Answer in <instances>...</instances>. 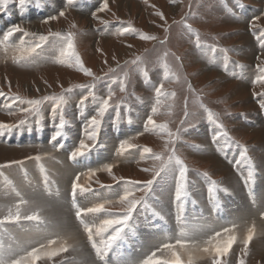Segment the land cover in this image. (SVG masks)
I'll return each instance as SVG.
<instances>
[{
	"label": "rangeland",
	"instance_id": "obj_1",
	"mask_svg": "<svg viewBox=\"0 0 264 264\" xmlns=\"http://www.w3.org/2000/svg\"><path fill=\"white\" fill-rule=\"evenodd\" d=\"M103 3L104 0H74L69 7L67 0H39V4L37 0H29L22 8L19 0H7V3L0 0V7L5 9L0 12V41H3L4 31L12 25L29 33L23 45L22 32L0 42V92L5 93L0 96V123L17 124L25 117L21 108L31 107L26 101H42L39 116L33 115L30 123L0 135V165L23 161L22 166L0 167V218L21 198L41 200L45 204L40 210L42 218L62 222L68 232L76 234L77 241L75 249L69 247L67 252L51 261L42 257L37 264H80L81 259H85L86 264H118L115 261L119 257L140 252L141 245L149 242L151 235L166 238L150 250L147 247V253L138 263L142 264L161 245L175 244L184 225H210L214 231H222L238 221L230 219L228 212L235 211L238 217L244 214L245 205L250 206L245 201L259 203L260 182L264 180V108L260 106L264 102V95H260L264 93V83L253 81L260 74L257 65H264V45L259 39L264 34V0H239V3L237 0H108V8L98 11ZM61 11L65 13L63 16L59 15ZM49 16L56 19L45 23ZM32 25L41 27L35 30ZM185 25H190L192 31L188 32ZM126 28L131 31H123ZM50 32L73 34L74 49L84 68L90 69L91 76L76 67L74 61L58 62L57 40L49 36ZM41 34L49 39L31 54L33 63L17 62L21 49L33 46ZM145 36L155 39H145ZM222 56L229 58L225 63L230 69L224 68ZM234 65L239 66L240 72H232ZM121 81L124 82L123 90ZM161 84L165 95L157 104L155 88ZM69 89L71 91H66ZM89 92L94 93L96 99L89 96ZM15 96L25 103L9 99ZM45 96L56 99L43 100ZM61 96L66 100L63 114L68 123L54 146L50 141L57 131L61 110L58 109L53 117V108ZM83 96L89 98L81 106L79 102ZM104 98L109 99L111 107L102 120L96 145L85 154L69 159L82 139L91 143L87 136V120L97 114ZM185 105L195 114L191 118L185 117ZM153 106L158 108L156 113L151 112ZM208 112L214 114V120L217 116L219 119L215 123L209 121ZM148 115H152L157 124H166L167 130L145 131ZM185 120L187 122L182 125L185 131L175 145L177 156L188 168L183 220H177L175 176L178 172L177 165L172 162L156 177L144 200L137 204L120 239L102 260L98 259L75 216L71 202L72 180L79 174L78 183L93 188L92 192L77 196L81 207L111 201L105 203L106 209L122 211L126 205L118 200L128 186L123 181L116 183L114 178L146 181L153 173L144 169H151L157 162L139 148L119 153L120 141L128 140L150 148L153 153H162L169 144L168 132L176 133ZM217 124L227 130L232 143H225L223 139L213 142ZM241 145L255 169L251 189L244 182L247 163L236 165V152ZM56 155L63 156L66 165ZM37 156L41 157L38 161L34 159ZM89 156L90 162L95 160L91 166L86 163ZM106 164H112L111 174L104 168ZM41 165L45 173H41ZM89 169L99 170L90 176ZM55 170H60L59 181L55 178L58 174ZM102 184L111 187L104 188ZM209 188L214 191L210 193ZM142 194L136 191L132 198ZM34 211L36 209L30 206L21 209L25 215ZM157 211L163 219L155 215ZM251 217L258 221L257 229L264 226L259 218L261 214ZM108 218L112 217L99 213L85 219L98 225ZM236 225L231 233L237 240L228 256L230 264H237L241 257L246 232L242 225ZM35 226V221L0 226V234L5 229L8 231L5 246H15L19 241L27 251L41 245L48 251L73 243L66 242L62 233L55 229L38 233ZM213 234L209 231L198 239L206 241L207 236ZM9 235L15 239H10ZM94 239L99 243L100 237L94 236ZM48 240H53L54 244L49 246ZM259 240L260 245L255 236L250 242L246 264H264V237ZM201 246L209 245L202 243ZM159 255L170 254L161 250ZM199 264H211V260L205 257Z\"/></svg>",
	"mask_w": 264,
	"mask_h": 264
},
{
	"label": "snow or ice",
	"instance_id": "obj_2",
	"mask_svg": "<svg viewBox=\"0 0 264 264\" xmlns=\"http://www.w3.org/2000/svg\"><path fill=\"white\" fill-rule=\"evenodd\" d=\"M29 0H19V5L23 8L26 3H28ZM5 3H7V0H5ZM237 3H239V0H237ZM37 4H39V0H37ZM74 4V0H67V6L71 7ZM243 7V5H240ZM108 8V0H104V3L102 6L98 9V11H104ZM5 9L3 7H0V12H4ZM231 11V9H229ZM65 13L61 11L59 13L60 16H63ZM93 16H96V13L92 14ZM56 19L55 16H49L45 23H47L49 20ZM161 19H163V16L161 15ZM102 23H106L103 22ZM188 32H191V26L185 25ZM168 29H166L167 31ZM123 31H131V29H124ZM22 32L23 35L20 37L21 45L26 43L24 40L25 36H28L29 33L24 32L22 28H20L17 25H12L8 27L6 31L3 33V41L0 42H6L9 40L10 37H12L14 34ZM35 35V34H32ZM50 37H53L57 40L56 47L59 51L58 56V62L59 63H68L73 62L76 67H78L81 71H83L86 75L91 76L92 73L90 69L84 68L79 55L76 53L74 49V40H73V34L68 33L67 35H62L59 32L56 33H49ZM49 36L39 35L37 40L34 42L33 46L22 48V54L19 55L16 60L17 62L24 61L25 65H31L33 63L31 59V54L36 52L38 48L41 47L42 43L47 41L49 39ZM145 39H155L154 37H143ZM260 41L262 45H264V34L260 36ZM161 43H164L161 41ZM196 43L199 45L200 40L197 39ZM139 59V58H138ZM177 60L180 59V57H176ZM259 59V57H258ZM165 76L167 77V65H165ZM258 72L260 73L254 83L260 82L264 83V65H257ZM107 75V74H106ZM145 77H147L148 73H144ZM100 79V78H98ZM163 84L157 86L155 88V94H156V101L157 104L160 102V97L162 95H165L163 91ZM124 88V82L121 81V90ZM189 88L191 86L189 85ZM66 91H71L66 90ZM173 96H175V93H172ZM264 95V93L260 94ZM0 96H5V93L0 92ZM89 96H91L93 99H96L94 93L89 92ZM89 96H83L80 99V105H84V103L88 100ZM9 99H13L15 101H19L21 104L25 103V101L21 100L19 96L11 97ZM56 99L55 97L51 96H45L43 97V100H52ZM27 104L31 105V107H23L21 108V111L25 114L24 119L20 120L17 124L9 125V124H3L0 123V135H4L7 133H10L13 129L19 128L21 125L27 124L31 122V117L33 115L39 116L40 115V104L42 103L41 100H28L26 101ZM66 103V100L63 96L59 97L57 99L56 106L53 108V117H55L56 111L59 109L61 110V115L59 119V125L57 128V131L55 132V135L52 137L51 141L55 146V141L58 137L62 135V130L66 123H68L67 120L64 118L63 114V105ZM261 108H264V102L261 103ZM111 107L110 101L108 98L102 99V102L99 103V107L97 109V114L91 116L89 120H87L88 124V132L87 136L88 139L91 141V143H85V141L82 139L79 142V146L76 147L70 154L69 159H75L86 152L89 151L90 148L96 145L99 130L102 124V120L105 116V114L108 112L109 108ZM118 107V106H117ZM201 107L203 105L201 104ZM158 111V108L156 106H153L151 108L152 113H156ZM207 111V109H205ZM184 113L186 118H191L194 116V113H191L188 111L187 105H185ZM99 117V118H98ZM208 120L215 123V120H218L219 117H215L214 120V114L211 112H208ZM187 120L181 122V126L177 128L176 133L168 132L169 136V144L166 145V151L162 153H153L152 150L148 147H143L139 145L132 144L128 142V140H121L118 148V152L121 154L127 153L129 150L134 148L141 149L143 154L151 156L157 163L154 164V166L151 169H144V171H152V177L151 179H148L146 181H136V180H124L123 178H114L116 179V183L123 181L124 184H126L128 187L123 191V194L119 197L118 203L121 205H126L125 208H123L120 212H111L108 209L105 208V203H112L111 201H105V203H97L92 207H81L77 202V196L82 195L84 193L92 192L93 188L90 186L85 187L78 183L79 180V174L75 179L72 180L71 183V196H72V205L75 208V216L77 220L80 222L81 226L83 227L84 232L87 234L88 242L91 244L92 248L94 249L96 253V257L98 259H103L105 254L108 252V250L112 247L114 242H116L118 239H120L121 234L124 231V228L128 225V221L132 215L133 210L137 206L138 203L144 200L145 194L150 191L151 186L163 170H165L166 167L169 166L170 163L174 162L177 165V172L175 176V200L177 202V220L182 221L183 220V214H184V197L187 196V186H188V168L185 166L184 162L177 156L176 154V142L180 139V134L185 131L183 128V123H186ZM157 129L160 130H167L166 124H157L156 121L153 119L152 115H148L147 120L145 121V131H156ZM213 142L219 143L221 139L225 141V143H232L231 138L228 136L227 130L224 129L222 124L216 125V131L212 137ZM238 144V142H235ZM62 147V145H61ZM240 160L236 161V165L239 166L242 162L247 163L248 171L247 175L244 177L245 185L251 189V185L254 182V166L252 164V161L247 156V150L244 148V146H240ZM37 161L41 159V157L37 156L34 157ZM12 165H23V161H10L5 165H0L2 168L11 167ZM112 164H106L104 168L111 174L112 172ZM99 169L93 170L89 169L88 174L94 175L95 171H98ZM41 173H45V169L41 165L40 167ZM44 182L45 186L47 187L48 184V177L45 174L44 175ZM215 186V181L212 182ZM101 187L109 188L111 185H101ZM136 191H141L143 194L139 198H132L134 196V193ZM208 191L212 193L214 191V188H209ZM225 191H227L225 189ZM58 194V193H57ZM251 195V192H250ZM17 196H19V193H17ZM214 199V197H213ZM23 206H30L31 208L36 209V211L32 212L30 215L22 214L21 209ZM45 207V204L41 200H24L23 198L19 199L15 205L8 208L7 214L4 215L2 218H0V226H3L7 223L12 224H18L21 221H35L36 222V231L39 233L46 229H55L58 233H62L63 238L65 241H73L72 244H66L62 245L58 248H51L48 251H45V245H41L39 248L32 247L30 251H27L24 243L17 241L16 245L13 246V244H9L7 247L3 243L2 237H0V264H37V261L41 260L42 257H46L49 261L52 260L53 257L58 256L60 253L67 252L69 247H73L75 249L76 246V234L72 232H68L65 228V226L59 222H54L51 220H47L42 218L40 215V210H42ZM14 209V210H13ZM99 213H105V215H108L112 218L103 219L99 222L98 225L94 223H89L85 218L91 216H95ZM155 215L160 216L161 219H163V216L161 215V212L157 211L155 212ZM262 221H264V212L261 213ZM41 224H43V229H41ZM246 227V232L242 239V252L241 257L237 260V264H246L245 257H247L249 253V244L252 241L254 235L257 234V226L255 221L252 222L251 226ZM237 225L233 223L231 228H223L222 231H214V229L211 228L210 225H196V226H189L184 225L181 228V231L179 233L178 238L175 239V244H163L161 245V248H158L156 252L152 253L150 256H148L142 264H199L200 261L204 260L205 257L210 258L211 264H230V261L228 259L230 250H232L233 244L236 242L237 237L234 233L236 230ZM95 229V232L93 231ZM213 231V235H208L206 241H202L198 239V237L207 235V232ZM110 233V234H109ZM4 234H8L7 229L4 230ZM261 235H264V226L261 227L260 233ZM94 236L100 237L99 243H97V240L94 239ZM106 237V238H105ZM10 239H15L14 237H11L9 235ZM206 244L209 246L202 247L201 244ZM54 244L53 240H48V245L51 246ZM163 250L165 253H169L170 255H159L158 254ZM20 252H24V255L21 256ZM187 257L185 260L183 257ZM155 257V258H154ZM80 264H86L85 259H82Z\"/></svg>",
	"mask_w": 264,
	"mask_h": 264
},
{
	"label": "bare ground",
	"instance_id": "obj_3",
	"mask_svg": "<svg viewBox=\"0 0 264 264\" xmlns=\"http://www.w3.org/2000/svg\"><path fill=\"white\" fill-rule=\"evenodd\" d=\"M112 3V2H111ZM254 3V2H253ZM57 4V3H56ZM123 5V4H122ZM55 6V5H54ZM3 7V6H2ZM52 7V6H51ZM58 7V6H57ZM43 9V8H42ZM130 9V8H129ZM127 10H128V8H127ZM53 11H55V9H53ZM52 11V12H53ZM47 12V11H46ZM45 12V13H46ZM35 13H36V11H35ZM75 14V13H74ZM74 17V16H73ZM15 18V17H14ZM231 19V18H230ZM91 22V21H90ZM233 22V21H232ZM49 23V22H48ZM25 25V24H24ZM41 25V24H40ZM40 25H32V27H34L35 28V30H38V28H40L41 26ZM40 26V27H39ZM49 30V29H48ZM106 35V34H105ZM108 35V34H107ZM210 60V59H209ZM200 61V60H199ZM207 64V63H206ZM22 71V70H21ZM9 74V73H8ZM235 74V73H234ZM225 77V76H224ZM152 80V79H151ZM41 96V95H40ZM43 96V95H42ZM190 120V119H189ZM132 132V131H131ZM2 145V144H1ZM45 146H47V145H45ZM56 156H58L59 158H61V160H62V164H64V165H66L65 163H64V159H63V156H60V155H56ZM264 156V155H263ZM123 160V159H122ZM93 161H95V160H93ZM93 161H91L92 163H93ZM90 161H87V163H88V166H91L92 165V163H91ZM122 162V161H121ZM56 167V166H55ZM59 167V166H58ZM122 167V166H121ZM68 168H70V166L68 167ZM56 169V168H55ZM55 171H57V173L58 174H56V176H55V178L59 181L60 180V176H61V173H60V170H55ZM66 179V178H65ZM68 180V179H67ZM60 183V182H59ZM258 195H259V200H258V202L259 203H257V204H253L254 202H251V201H245V202H247V203H249L250 204V206L249 205H245V209H244V214H240V216H235L234 215V212L235 211H231V212H228V214L230 213V215L228 216L230 219H231V217H233V218H237V222H239V221H242L243 219H244V221L242 222V223H237V222H234L233 221V223H236V224H238V226H243L245 229H246V227H245V224H247V226L248 225H251L252 224V222L253 221H255V223L257 224L258 223V221H256L254 218H252L251 216L252 215H255V214H261V212L262 211H264V180H261V182H260V190H259V192H258ZM34 197V196H33ZM3 199V198H2ZM32 200H33V198H32ZM55 200V199H54ZM253 200V199H252ZM65 201V200H64ZM52 202H53V200H52ZM52 202H50V203H52ZM57 203V202H56ZM53 207V206H52ZM65 207V206H64ZM66 207H68V206H66ZM65 210V209H64ZM43 211H45V210H43ZM46 212V211H45ZM55 212V211H54ZM49 213V212H48ZM56 213V212H55ZM57 213H59L58 211H57ZM61 213V212H60ZM66 213V212H65ZM245 213L247 214V215H245ZM164 215V214H163ZM235 217H234V216ZM46 217V216H45ZM62 217V216H61ZM68 217V216H67ZM228 218V219H229ZM259 218H261V217H259ZM46 219V218H45ZM58 219V218H57ZM50 220V219H49ZM52 220V219H51ZM53 221V220H52ZM60 221V220H59ZM63 221V220H62ZM200 221V220H199ZM236 221V220H235ZM261 222H264V221H262V219H261ZM62 223V222H61ZM232 223V224H233ZM70 225V224H69ZM260 229H261V227L260 228H258L257 229V234L256 235H254L256 238H257V245H260L261 244V241L259 240V239H261L262 237H264L263 235H261V234H259L260 233ZM242 231V230H241ZM240 232V231H239ZM78 235V234H77ZM204 236V235H203ZM78 237H79V235H78ZM167 239L166 238H158V237H156L155 235H151V239H150V241L149 242H147V243H145V244H142L141 245V251L140 252H135V253H130L131 255H129V256H123V257H119L118 259H117V261H115V262H118V264H138L139 263V261L142 259V257L143 256H145L144 254L145 253H147V247H148V249L150 250V248H152V247H154V246H158L157 244H159L160 243V241L161 242H163V241H166ZM263 243H264V241H262ZM155 244V245H154ZM154 245V246H153ZM256 245V246H257ZM135 249V248H134ZM256 250H257V252H258V255H260L261 253H260V251L258 250V248H255ZM131 252H133V251H131ZM78 253V252H77ZM73 254V253H72ZM74 256V255H73ZM86 259H88V258H86ZM82 260V259H81ZM94 262V261H93ZM92 264H94V263H92Z\"/></svg>",
	"mask_w": 264,
	"mask_h": 264
}]
</instances>
